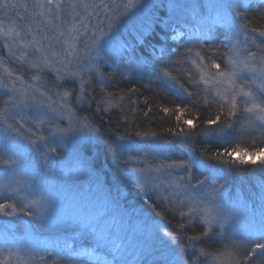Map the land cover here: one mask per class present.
Returning a JSON list of instances; mask_svg holds the SVG:
<instances>
[{"label":"rangeland","instance_id":"374dc122","mask_svg":"<svg viewBox=\"0 0 264 264\" xmlns=\"http://www.w3.org/2000/svg\"><path fill=\"white\" fill-rule=\"evenodd\" d=\"M37 2L44 3V0H9V3L16 5L15 8L7 10L0 8V28L14 29L7 35H0V85H7V88H0V110H4L0 111V153L4 156L3 161H16L14 164L10 162L7 165L0 163V185L6 188V190L0 188V199L15 197L22 206L30 200L46 199L47 204L34 205L26 209L34 212L37 217L40 216L39 221L42 225L55 226L66 223L69 226V232L38 235L32 228V223L24 217L16 214L5 215L0 212V218H6L0 226V259L3 264H24V262L42 264L40 261L44 260L48 248L58 251L67 250L76 242L81 248H86L85 255L88 259L98 261L100 264H150L157 259L164 264V256L172 250L161 243L163 233L160 230L166 228L140 211L134 205V200L127 196L126 190L119 188L118 185L108 186L102 181L99 169L105 165V160L96 158L99 135L89 136L87 132H77L68 139H63L54 134L57 127L69 126V116L63 113L62 109L52 112L48 107V98L55 101L57 106L64 104L71 110L74 103L82 105V100L78 99L81 96V77L84 81V96L85 75L97 72V66L103 61L106 64H112V59L117 58L122 48L128 45L124 34L127 35L129 31L134 34L137 31L146 32L150 29L153 20H157L166 27L180 23L194 25L201 30L207 27L217 15V12L207 7L209 4H231L233 0H138V5L142 6L132 9L124 8L128 0H61L62 9L52 7L50 10L35 8L33 5ZM172 2L204 7L174 10L169 7ZM72 4L81 6L72 8L70 7ZM83 4H98L101 7L85 9L82 7ZM104 4H107L110 9L112 5L120 6L118 9L120 18L116 21L113 30L118 53L115 57L111 55L106 57L104 52L98 56L92 53L90 57H86L84 52L80 51L78 60L77 56L72 54L73 49L69 44L68 32L73 25L79 29L80 33H84L85 27L89 29V32L82 35L78 41L72 42L76 49H83L85 41L91 36V30L102 20L106 26V17L115 16L117 13L116 8H112L111 11L105 10ZM218 12L221 15H235V10L227 7ZM220 25L226 30L229 49L233 41H236L241 58L245 57L249 51L259 55V50L255 46L258 42L255 44L251 40L245 42L243 32L239 36H233L236 30L235 25L232 28ZM172 29H176L177 34L182 33L180 27L173 26ZM17 32L20 35H16ZM61 32L64 35H61ZM76 35V32H72V36ZM229 55H231L230 52ZM10 60L26 66L28 72L42 70L51 72L57 81L75 84L76 92L72 95V91L48 85L49 80L37 73H29V76L16 73L12 69ZM68 61L72 63L69 64ZM81 66L84 71L81 72L80 77L69 78L65 75ZM89 67L91 71L88 70ZM142 68L138 65L136 71ZM226 68L227 64L224 70ZM208 72L214 74L216 71L208 70ZM240 75L242 79H238L237 84H243L245 90H248V82L252 79V75L248 72ZM60 76L63 79H58ZM205 79L208 83L202 79L201 81L210 95L221 100L216 92L227 89L228 83L219 82V79H213L211 75H206ZM252 91L259 97L262 96L256 85L252 86ZM65 92L68 95L60 99ZM245 100V97H237L238 106L240 105L245 112L246 120L254 119L251 113L244 110L243 101ZM72 115L77 120L84 118L77 116L74 110ZM243 125L246 127L247 123ZM17 129L20 130L21 135H17ZM236 131H241V125L238 124ZM30 139L35 140L36 144L30 143ZM53 148L56 149L55 152L50 151ZM117 148L118 158L123 164L129 156H132L145 161L143 164L145 168L155 167L160 163L171 164L180 160L198 161L188 149L180 151L149 138L128 144L122 143ZM95 160L99 161V167H95ZM199 162L200 165L191 169L190 172L192 185L197 184L199 180H204L205 177L209 178L208 183L215 178L217 190L223 191L225 195V201L218 200L216 203L223 205L230 198L232 201L247 204L250 212L255 211L258 215L261 205L264 204V168L261 167L253 175L252 184L245 182V194L240 186L244 181L238 180L232 184L230 178L226 179L225 172L209 171L201 161ZM130 166L131 164L128 166L124 164L125 173L130 179L137 181L127 170ZM172 171L174 176H184L186 180L189 176V173L183 169ZM34 175L37 179L32 182V186L23 187L25 182L31 180ZM139 183L154 199L161 200L173 209L177 208L179 213L188 212L187 196L184 197L185 204L180 205L178 199L173 198V190L168 189L166 183L159 190H150V185H145L142 181ZM221 185L222 188L219 187ZM17 187H21V191L18 194L9 195ZM191 194L197 195V192ZM201 207H204L210 215L215 214V209L207 205H201ZM86 216L91 217L94 223L104 230L105 239H100L94 228L84 227L80 221ZM183 218L201 223L200 216L191 218L186 215ZM212 228L213 233L219 231L215 224ZM225 229L226 236H230L233 231L240 235L242 223L240 220H230L225 225Z\"/></svg>","mask_w":264,"mask_h":264},{"label":"trees","instance_id":"16d2710c","mask_svg":"<svg viewBox=\"0 0 264 264\" xmlns=\"http://www.w3.org/2000/svg\"><path fill=\"white\" fill-rule=\"evenodd\" d=\"M112 6H110L111 9ZM241 12L244 19L239 20V23H248L250 27L264 26V19H261L264 15V0H250L247 8L241 9ZM178 24L180 23L166 27L157 20H153L150 29L146 32L137 31L134 34L129 31L127 35L124 34L128 45L122 48L117 58L112 59V64H106L103 61L97 66V72L85 75L86 89L83 104H72V110L77 116L87 118L94 127L100 129L96 158L105 160V165L99 169L102 181L108 186L118 185L119 188L126 190L127 196L134 200V205L140 211L147 214L150 219L160 222L166 228L165 230L176 235L187 250L184 251L182 247L175 245L172 248L180 254L185 264H210L208 258L194 256V253L198 254L199 249L202 248L208 251L221 249L223 244L228 242L227 239L213 234L208 237L200 236L205 230L201 223L188 221L180 215L177 208L173 209L161 200L154 199L139 182L130 179L125 173L124 164L118 158L117 147L120 144L149 138L180 151L190 150L209 171L225 172L226 179L230 178L232 184L238 180L244 181L240 185L244 192L246 191L245 182L252 184L253 175L261 168L260 158L257 159L256 164L246 165L222 164L216 159L215 154L218 151L234 152L232 158H239L240 152L236 151L238 149L252 152L257 148H264V137H260L258 133L252 136L236 131L238 124L242 125L248 121L242 107L238 106L236 116L226 115L227 106H225L224 114H221L219 105L223 101L210 95L200 79V71L192 63L194 57L187 55L188 48L200 51V46L203 45L202 55L205 57L203 63L209 66L208 70L217 71L211 68L212 60L220 64L221 70H224L229 55V42L225 28L217 24L211 36H208L206 35L208 26L199 30L194 25ZM173 26L180 27L182 33L177 34L176 29H172ZM261 39L257 34L258 44ZM161 49H163L165 63L181 61L179 65L170 64L169 70L184 84L187 91L179 88V85H174L171 89L163 85L159 78ZM10 61L16 73L26 74V76H29V73H37L49 80L48 85L72 91V95L76 92L75 84L67 81L59 82L51 72L45 70L28 72L26 66ZM138 65L143 67L142 70L136 71ZM189 92L192 95H189ZM260 97L264 101V96ZM106 98L110 99L112 106L108 107L107 111L98 110L97 102ZM177 105L184 111H175ZM99 107L103 109L105 105L101 103ZM164 108H168L169 111H163ZM217 115L221 118L216 124L206 123L208 120L215 119ZM178 116L180 119H177ZM185 119L191 120L194 127L185 125L183 123ZM228 124L232 127L228 128ZM222 128L225 131H221ZM181 129L184 130V134H178ZM224 159L228 160L230 157L225 155ZM0 160H4L2 153H0ZM94 163L95 167L100 166L99 161L95 160ZM0 204H15V209L7 210L31 222L32 228L38 235L69 232V226L66 223L55 226L42 225L37 215L24 208L15 197H3L0 199ZM193 236H200V239L189 240ZM85 254L86 248H81L74 242L67 250L58 251L48 248L44 260L40 262L42 264H100L98 261L88 259ZM159 261L157 259L150 264H161ZM0 264H3L1 259Z\"/></svg>","mask_w":264,"mask_h":264},{"label":"snow or ice","instance_id":"6c2138e0","mask_svg":"<svg viewBox=\"0 0 264 264\" xmlns=\"http://www.w3.org/2000/svg\"><path fill=\"white\" fill-rule=\"evenodd\" d=\"M248 0H233L231 4H223V3H213L209 4L207 7L214 12H217L216 17L212 20V22L207 27L206 35L211 36V33L216 24H222L227 26L228 28H232L234 25L236 26V30L233 32V36H239L241 32L245 34V42L251 40L254 44L256 42V36L261 39L259 44H255L257 49L259 50V55L255 52L249 51L247 55L243 58L239 55V48L237 46L236 41H233L229 52L231 55L228 56L227 59V68L226 70H221V65L216 63L215 60L211 62V68L216 69L217 71L214 74H210L208 72V65L204 64V56L202 55L203 45L200 46L201 50L197 51L193 48L187 49V55L194 57L192 59V63L196 65L197 69L201 72L200 79L204 80L205 83L208 81L205 79L206 75H211L213 79H219V82H227L228 88L223 91H217L216 95L221 98L223 101L222 104L219 105L221 109V114H224L225 106H227L228 117L237 115L238 102L237 97L242 96L245 97L246 100L244 103V110L248 113H251L254 119L250 118L247 121V126L245 127L243 124L241 125V132L245 135L255 136L257 133L260 137H264V101L260 100V97L252 91V86L256 85L259 89L261 95H264V26L261 27H250L248 23H239V20H243L244 17L242 15L241 9L247 8ZM35 8H49V10L54 7L56 9H62L63 5L61 0H44V3H35L33 5ZM77 4H72L70 7L76 8ZM138 6V0H128V3L124 5L125 9H132ZM15 4L9 3V0H0V8L7 10L9 8H15ZM82 7L88 9L89 7L96 9L101 7L98 4H83ZM103 7L105 10L110 11L109 6L104 4ZM113 8L117 9V13L115 16L109 15L106 17L107 24L104 25V21H100L92 30L91 36L85 41L83 49H76L73 41H78L80 37L89 32V29L85 27L84 33H80L79 29L72 26V28L68 32V36L70 37L69 44L73 49V53L77 56L79 60V52L83 51L86 57H90L92 53H95L97 56L104 52L105 56H113L115 57L118 53V48L115 45V34L114 28L116 26V21L120 18L119 14V5H113ZM169 7L172 9L177 8H186V7H204L202 5H182L175 2L169 4ZM231 8L235 10V15H221L218 10L224 8ZM239 18V19H238ZM261 19H264V15H262ZM84 27L83 24H81ZM31 27V25H28ZM107 29V30H106ZM14 31V29H3L0 28V35H7L8 32ZM72 32H76V36H72ZM251 33V35H249ZM16 35H20L19 32ZM61 35H64L61 32ZM232 39V37H230ZM36 43H39L36 41ZM42 51V49H41ZM214 51V50H213ZM58 55V54H57ZM199 61V63H197ZM69 64L72 61H68ZM159 63L161 67L159 69V78L161 79L163 85L171 89L174 85H179V88L187 89L184 87V84L180 82L177 76L173 75V72L169 70L170 64L179 65L181 61H173L165 63L164 61V53L163 49H161V56L159 58ZM83 62L81 61V65ZM91 71V67L88 69ZM59 71V70H57ZM84 71L83 66L78 67L75 71L67 72L69 78L80 77L81 72ZM248 72L252 75V79L248 82V90H245V86L243 84H237L238 79H242L241 73ZM58 79H63L62 76L58 77ZM191 80V77H189ZM259 81V83H257ZM171 82V83H170ZM195 83V81H192ZM0 88H7V85H0ZM83 88L84 81L81 77V96L78 98L79 100H83ZM14 91V90H13ZM39 91V90H37ZM192 95V93H188ZM68 95L67 92L60 97V99H64ZM41 96L43 94L41 93ZM49 109L52 112H57L58 109H62L63 113H67L69 116V126L67 128H59L55 129L56 135L61 136L63 139H68L70 136L74 135L77 132H87L89 136H98L100 133V129L96 128L92 125V123L87 118H81L77 120L72 115L71 108H68L66 105H56L55 101H51L49 97ZM207 103V100L205 101ZM215 102V101H213ZM38 103H43V101H38ZM103 103L105 107L100 109V104ZM110 99L106 98L103 101L97 102L98 110L107 111L108 107H111ZM4 111V110H0ZM163 111L168 112V108H164ZM175 111L182 112L184 109L180 108L179 105L176 106ZM221 116L217 115L215 119L208 120L206 123L208 124H216L220 120ZM177 119H180L178 116ZM185 125L193 126L192 121L189 119H185L183 121ZM232 125L228 124V128H231ZM31 131V130H29ZM221 131H225V129H221ZM184 134V130L181 129L180 133ZM17 135H21L20 130L17 129ZM154 135V134H153ZM23 138V137H22ZM38 139H46V138H38ZM255 142V140L253 141ZM30 143L36 144L35 140L30 139ZM7 149V145L5 146ZM50 151L55 152L56 149H50ZM236 151L240 152L239 158H232L234 156V152L228 151H218L216 152V159L220 161L222 164L229 165H246V164H256L257 157L260 158V165L264 168V148H257L255 151L248 152L243 149H238ZM227 155L230 159L225 160L224 156ZM16 163L14 160L10 161H2L0 163H4L7 165L8 163ZM145 161H141L138 159L129 156L127 160L124 161L125 166L131 164L130 167H127V170L133 174V178L138 182L142 181L145 185H150V190H159L161 186L165 185L168 189L173 190V198L178 199V203L180 205L185 204L184 197L187 196V207L188 212L185 213L183 211L180 212V215L190 216L191 218H196L197 216L201 217V223L206 225L204 231L201 232L200 236L208 237L210 234H214L216 236L221 237L222 239H227V243L223 244L221 249H216L215 251H208L207 249H199L198 254L194 253V256L206 257L210 261V264H264V204L261 205L260 211L257 215L255 211L249 210L247 204L241 203L239 201H232L230 198L227 202L223 203V205L216 203V201H225V195L223 191L217 190L216 179L213 178L211 183H208V177H205L204 180L197 181V184H191V169L200 165L199 161L190 160L179 162H173L171 164L160 163L155 167L149 166L145 168L143 166ZM173 169H183L185 172L189 173L187 180L184 176L176 177L173 175ZM37 179V176L34 175L31 180L26 181L23 187L30 188L32 186V182ZM222 188L223 186H219ZM0 188H5L4 185H0ZM207 189V191L205 190ZM6 190V188H5ZM21 191V187H17L12 190V193L18 194ZM192 192H197V195H192ZM48 201L41 200H30L28 203L24 204V208H31L34 205L39 204H47ZM201 205H207L211 209H215V214L210 215L208 211ZM15 209V204H0V212H3L5 215L14 214V212H8L7 209ZM41 218L40 216L37 217ZM240 220L242 223V234L238 235L235 231L232 232L230 236H226L225 225L230 221ZM84 227L86 228H94L98 234L100 239H105L104 230L97 224L94 223L91 217H82L80 221ZM217 225L219 228L218 232L213 233V225ZM163 235L161 237V243L167 245L172 250L168 252L166 256H164V264H185L184 259L180 256L178 252L175 251V248H172L173 245L182 247L184 251H186V247L181 244L179 238L171 232H167L163 229L160 230ZM200 236L190 237L189 240H197L200 239ZM167 238L166 240L164 238ZM27 264V262H24Z\"/></svg>","mask_w":264,"mask_h":264},{"label":"water","instance_id":"95a60500","mask_svg":"<svg viewBox=\"0 0 264 264\" xmlns=\"http://www.w3.org/2000/svg\"><path fill=\"white\" fill-rule=\"evenodd\" d=\"M1 224H2V219L0 218V226H1Z\"/></svg>","mask_w":264,"mask_h":264}]
</instances>
